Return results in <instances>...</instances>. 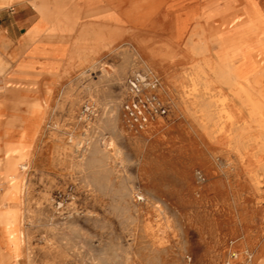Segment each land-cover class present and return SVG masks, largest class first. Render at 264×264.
<instances>
[{"label": "rangeland", "instance_id": "obj_1", "mask_svg": "<svg viewBox=\"0 0 264 264\" xmlns=\"http://www.w3.org/2000/svg\"><path fill=\"white\" fill-rule=\"evenodd\" d=\"M94 13L79 21L123 22L114 42L105 29L100 51L81 64L77 38L99 35V26L87 33L75 26L64 35L72 57L36 84L7 81L0 94V121L12 119L34 134L26 140L28 169L19 167L21 198L14 205L21 256L2 252V263L264 264V136L247 121L249 108L233 127L214 89L193 104L191 62L163 39L170 33L161 36L168 27L162 10L142 29L113 12ZM40 20L30 0L0 9L7 37L0 41L20 43ZM153 48L158 56L149 54ZM138 74L143 101L153 96L166 110L147 106L143 128L124 108ZM35 102L42 111L29 117L25 111ZM8 185H0V194Z\"/></svg>", "mask_w": 264, "mask_h": 264}, {"label": "bare ground", "instance_id": "obj_2", "mask_svg": "<svg viewBox=\"0 0 264 264\" xmlns=\"http://www.w3.org/2000/svg\"><path fill=\"white\" fill-rule=\"evenodd\" d=\"M23 1L0 0V8ZM30 1L39 12L41 20L20 43L0 41V94L7 87V81L36 84L39 75L51 74L53 65L59 64L60 60L69 55L72 57L74 50L69 45V39H64L68 30L82 24L81 32L87 33L94 29L93 26H99V35L77 38L76 45L84 48H81V64H85L91 53L100 51L106 39L103 36L105 29L111 31L108 39L112 43L116 40L114 37L118 31L115 26L123 23L110 20L104 23H82L79 19L94 17V12L103 18L113 17L114 14L115 17H123L125 21L142 29L151 17L162 10L167 16L168 27L164 28L166 30L161 36L170 33V36L163 39L168 41L171 48L177 46L182 49L191 62L193 87L189 93L194 99L193 104L200 103L203 96H207L214 89L217 94H221L218 99L223 105L222 114L223 111L226 112L231 126L234 127L245 116L243 106L248 107L250 115L247 121L254 122L264 136V9L259 0ZM84 9L87 12H81ZM41 33L44 36L41 43H37V35ZM8 45L11 48L6 51ZM50 46L52 52L47 55ZM40 47L43 50L40 51ZM148 52L152 56L160 53L154 48ZM46 55L50 58L43 62L40 57ZM211 74L215 76L214 80L209 78ZM202 79L203 86H200ZM223 86L228 87V93H224ZM235 101H239L241 106L236 107L233 104ZM42 107L40 102L29 104L25 113L34 117L42 111ZM249 124L246 122L242 127ZM204 127L208 128L206 124ZM33 135L29 127H16L12 119L4 123L0 121V185L9 183L5 192L0 194V255L5 252L16 260L21 256L19 210L14 208L21 198L22 173L19 167L28 169L22 161L26 160L29 148L26 140ZM78 148L82 151L83 145L79 144ZM2 262L0 259V264Z\"/></svg>", "mask_w": 264, "mask_h": 264}, {"label": "built area", "instance_id": "obj_3", "mask_svg": "<svg viewBox=\"0 0 264 264\" xmlns=\"http://www.w3.org/2000/svg\"><path fill=\"white\" fill-rule=\"evenodd\" d=\"M130 91L133 95V99L125 103V111L128 115V118L133 121V123L139 125L141 128L148 122V111L147 106L150 107L151 112H162L165 113V109L157 105L154 97L148 96L146 101H143L141 98L143 79L140 74L134 76L130 79ZM157 81H154L150 86L151 88L157 87ZM149 101V103H147Z\"/></svg>", "mask_w": 264, "mask_h": 264}, {"label": "crops", "instance_id": "obj_4", "mask_svg": "<svg viewBox=\"0 0 264 264\" xmlns=\"http://www.w3.org/2000/svg\"><path fill=\"white\" fill-rule=\"evenodd\" d=\"M23 2H19V3H17V4H12V5H9V6H6V7H2V8H0V9H6V8H10V7H18L19 5L21 6V4H22ZM32 7L33 8H35V6L32 4ZM18 24L20 25V24H24V22L22 21V23H21V21H20V23L18 22ZM0 35L2 36V37H4L5 39L7 38L6 37V34L5 33H3L2 31H1V29H0Z\"/></svg>", "mask_w": 264, "mask_h": 264}]
</instances>
